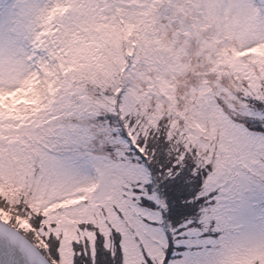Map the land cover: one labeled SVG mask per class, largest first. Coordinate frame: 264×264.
Returning <instances> with one entry per match:
<instances>
[{
  "label": "snow or ice",
  "instance_id": "6c2138e0",
  "mask_svg": "<svg viewBox=\"0 0 264 264\" xmlns=\"http://www.w3.org/2000/svg\"><path fill=\"white\" fill-rule=\"evenodd\" d=\"M173 2L0 9V264H264V0Z\"/></svg>",
  "mask_w": 264,
  "mask_h": 264
},
{
  "label": "rangeland",
  "instance_id": "374dc122",
  "mask_svg": "<svg viewBox=\"0 0 264 264\" xmlns=\"http://www.w3.org/2000/svg\"><path fill=\"white\" fill-rule=\"evenodd\" d=\"M10 2H11V0H0V9H2L5 5L9 4ZM173 8H174V12H173L172 17L169 18L170 21H171V19H175V16L177 13H183V11H184L183 6L176 3L175 0L173 2ZM189 15H190V13H189ZM162 27H164V26H162ZM168 27H170V23H169ZM184 34H185V36L190 35L189 30L185 29ZM175 42H176V33H173V37H172L170 44L166 45V46L160 45V46H158V48L156 50H157V52H162V51L171 52V50H172L171 45L175 44ZM184 44L185 45L187 44V40L184 41ZM181 54H183V50L182 49L177 50V58L175 60V69H174L177 72L180 70V68L183 67V65H181L179 63V59H178L179 55H181ZM157 61L162 63L163 58L158 56ZM170 67H172V66L170 65ZM22 91H23V86H22V88H18L16 90V92H14V93H9V92L4 91L3 89H0V109H3L4 107L8 106V104L10 102H14V98L18 94H20Z\"/></svg>",
  "mask_w": 264,
  "mask_h": 264
}]
</instances>
